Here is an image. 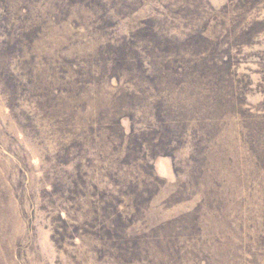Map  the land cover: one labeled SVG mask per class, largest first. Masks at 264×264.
<instances>
[{
  "label": "rangeland",
  "instance_id": "374dc122",
  "mask_svg": "<svg viewBox=\"0 0 264 264\" xmlns=\"http://www.w3.org/2000/svg\"><path fill=\"white\" fill-rule=\"evenodd\" d=\"M0 264H264V0H0Z\"/></svg>",
  "mask_w": 264,
  "mask_h": 264
}]
</instances>
